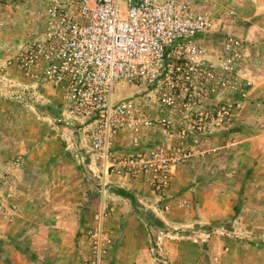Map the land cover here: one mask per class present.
I'll return each mask as SVG.
<instances>
[{
	"label": "built area",
	"instance_id": "built-area-1",
	"mask_svg": "<svg viewBox=\"0 0 264 264\" xmlns=\"http://www.w3.org/2000/svg\"><path fill=\"white\" fill-rule=\"evenodd\" d=\"M43 15L42 24L11 46L8 60L29 81L13 84L4 70L0 79L36 99L44 100L39 90L45 85L62 93L54 123L67 135L82 129L86 153L102 168L93 175L100 201L84 231V264H110L107 175L145 178L159 196L153 211H170L175 199L166 192L176 168L211 151L213 134L236 114L232 107L239 101L226 102L223 89L240 87L235 60L241 52L230 38V57L210 60L205 38L211 21L198 0H44ZM131 83L144 84V90L116 97V85ZM153 131L161 137L148 141ZM123 134L129 140L121 145ZM170 231L151 227L154 251H164Z\"/></svg>",
	"mask_w": 264,
	"mask_h": 264
},
{
	"label": "rangeland",
	"instance_id": "rangeland-1",
	"mask_svg": "<svg viewBox=\"0 0 264 264\" xmlns=\"http://www.w3.org/2000/svg\"><path fill=\"white\" fill-rule=\"evenodd\" d=\"M198 5L207 12L211 21L205 38L210 60L222 62L230 57L234 51L227 47L230 38L238 41L237 50L241 52L240 59L235 60L240 68V87L234 88L231 84L223 89L224 100H238L239 106L235 104L232 107L236 112L234 116L225 118L226 128L211 137L207 145L211 151L205 154L208 156L217 152L218 145L247 139L264 129V0H198ZM43 14L44 0H0V72L4 70L13 84L16 81L25 83L29 79L9 65L8 60L13 55L11 46L23 38L29 28L42 24ZM143 90L144 84H118L116 97L135 96ZM47 92H50L49 89ZM49 98L53 99L43 103L33 93H23L17 85L6 86L0 79V264H84L88 256L87 245H80L73 238L76 222L71 213L62 222H58V216L51 221L55 228H58V224L64 228L60 232H47L41 223L45 202H49L51 208L58 206L64 201L59 193L64 192L67 183L71 188L78 189L82 175L92 174L90 167L77 162L76 152L67 149L52 134L54 117L61 109L62 102L55 90L49 94ZM54 98L59 100L54 101ZM46 109V115H43L41 110ZM243 152V155L246 154ZM231 157L235 159V153ZM227 169H233V166L227 165ZM254 176L256 187L264 188V172H256ZM221 181L217 192L246 189L241 184V176L222 175ZM18 187L26 188L32 194V209H29V216L19 224L17 230L11 226L13 220H10V216H15L13 210L17 208V203L14 190ZM42 192L47 193L49 199ZM257 200L264 205V197ZM73 204L78 205L77 202ZM256 204L252 201L246 206L244 216L239 219L242 225L238 229L221 228L218 231L220 223L214 222L219 220L212 221L214 225L207 224L213 229H207L206 224L194 227L196 231L188 239L191 245L187 247L191 260H194L189 264H231L230 256L236 254L232 250L236 246L233 241L240 248L248 245L249 234L264 237V227L253 228L257 223L264 225V213L256 212ZM53 210L57 211V208ZM241 229L249 234L243 235ZM60 233H64V236ZM207 233L210 234L208 237ZM47 235L49 240L45 241L43 237ZM226 239L231 241L226 243L231 245L228 251L223 247ZM261 242L260 245L244 247L248 264L255 247L264 248V239ZM238 254L241 252L238 251ZM216 256H219L218 260Z\"/></svg>",
	"mask_w": 264,
	"mask_h": 264
},
{
	"label": "crops",
	"instance_id": "crops-1",
	"mask_svg": "<svg viewBox=\"0 0 264 264\" xmlns=\"http://www.w3.org/2000/svg\"><path fill=\"white\" fill-rule=\"evenodd\" d=\"M41 89L40 93L43 94L44 100H40L43 103H48L53 99L49 98V94L53 93V90L58 92L61 98L60 100L54 98V101L56 99L63 102L62 93L59 90L49 85H45ZM48 89L50 92H47ZM41 111L43 115H46L47 109ZM234 128L236 129V127ZM51 130L52 134L59 138L67 149L76 152L78 163L90 167V174H92L90 176L82 175L81 187L78 189L71 188L67 183L64 192L62 190L59 193V197H63L64 201L63 203L60 202L58 206L51 208V204L45 202L42 208L41 223L43 229H46L47 232L51 230L60 232L64 228L60 224H58V228H55L51 221L54 216H58V222H62L64 218L68 217V213H71L76 222L73 238L84 246L86 244L84 231L92 222L93 214L98 210L100 201L98 182L93 175L102 172V168L97 159L86 156L85 133L82 129L75 130L74 133L68 134L69 136L67 133H63L61 127L56 124ZM160 137V132L153 131L148 134V141H156ZM128 140V134L121 135V145H124ZM224 144L217 146L216 153L196 158L192 162L179 165L176 168L175 178L166 192L169 197L175 199L170 211H153V204L159 199V196L155 194L145 178L121 177L113 173L107 175V179L112 183L109 201L113 204L112 212L106 220V226L111 231L114 239L110 264H189L194 260H191L192 256L190 253L188 254L187 250V247L191 245L188 239L192 237L193 230L187 227L199 228L206 224L207 229H213L212 226H207V224L220 223L218 231L221 228L223 230H228V228L238 229L242 225L239 219L244 216L243 211L252 201L257 203L255 205L256 212L259 214L264 213V205H261L260 200H257L264 197V188H261V186L256 187L257 181L254 176L256 172H264V129L247 139L234 140L226 143V145ZM245 149L246 152H243ZM241 152L246 154L243 155ZM233 153H235V159L231 157ZM226 156L230 158H226ZM227 165H232L233 169H227ZM222 175L224 177L227 175L241 176V184L246 189L244 191L240 189L237 192L231 189H226L225 192H217L222 184ZM16 189L14 190V195H16L14 200L17 203V208L13 210L15 216L13 218L10 216V220H13L11 226L18 230L19 224L25 221L29 216V209H32V203L30 202L32 194L23 187ZM42 194H45L46 198L49 199L47 193L42 192ZM75 202H77V206H74L73 203ZM55 208H57V211L53 210ZM215 220L220 222L216 221L212 224V221ZM152 226L169 227L172 230L170 231V237L165 238L162 253H157L152 249ZM242 227L246 228L245 225ZM261 227H264V225L257 223L253 226L254 229H260ZM240 233L243 235L249 234V232L242 229ZM60 234L64 236V233ZM251 235L248 236L250 237L248 245L262 244V242H259L264 237L256 233L253 234V237ZM43 239L47 241L49 236L47 235ZM230 242L226 239L223 242V247H228L230 250L231 245L226 244ZM232 243L236 245L232 249L236 254L230 256V259H232L231 264H248L243 253L244 247L248 245H244L240 249L238 243L234 241ZM238 251L241 254H238ZM263 252V247H255V252L249 264H264Z\"/></svg>",
	"mask_w": 264,
	"mask_h": 264
}]
</instances>
